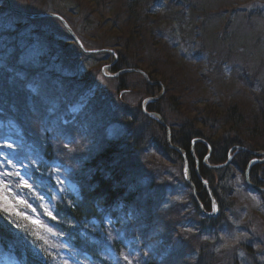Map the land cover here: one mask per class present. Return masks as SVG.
Returning <instances> with one entry per match:
<instances>
[{
    "label": "rangeland",
    "instance_id": "obj_1",
    "mask_svg": "<svg viewBox=\"0 0 264 264\" xmlns=\"http://www.w3.org/2000/svg\"><path fill=\"white\" fill-rule=\"evenodd\" d=\"M8 1L14 10L25 13L36 12L34 15L38 16L53 14L61 16L64 21L69 20V24L78 36V42L67 38L68 34L63 29L65 25L56 17L40 18L36 22L14 17L7 9L6 0H0V39L4 38L6 41L2 46L3 51L22 52L23 59L16 55V59H19L17 67L22 70L23 67L27 69V64H33L31 71H40L46 64L53 65L50 61L58 57L60 63H58L59 68H56V75L61 77V81H65L67 85L71 84V87L75 86L73 90L80 88L81 83H85L83 86L87 90H83L82 98L84 101L89 100V108L91 104L96 105V108L102 111L101 118L104 121L108 119L107 113L109 116H114L113 120L117 123L114 124L116 126L114 133L112 137L107 136L116 137L113 139L115 142L111 141V143H117L121 139L124 127L120 125L126 121L131 122L133 133L139 136L144 134L146 143H149L148 150H151L148 155L140 154L136 157L140 162L138 166L141 171L150 173L151 176L148 173L146 176L157 183L154 185L155 188L158 184L168 183L172 186L169 182L175 183L174 196L167 201L168 213L162 212L159 206L160 201L167 198L164 193L156 192L153 195L156 198L155 202L152 200L149 204H139L143 220L140 218L142 220L140 223H130L126 228L129 229L128 233L149 246H155V248L151 247L152 256L155 259L164 258L168 254L164 264H203L194 260L191 250L189 251L187 245L180 243L179 239L174 241L175 244L178 243V248L171 251V247L167 246L175 244L164 243L168 241L166 234L170 232L162 230V227H169L171 223L174 227L189 233L192 231L187 228L190 224L202 221L210 232L215 231L220 234V242L210 251L215 256V261L206 260L208 264H226L225 257L220 254L233 248L238 252L236 256L238 264H254L252 257L245 252L252 246L259 250L263 246L261 243L264 241V189L253 181L250 182L246 174H242L234 165L229 164L228 156L223 162L213 163L206 159L207 153L202 159L198 157L200 164L197 168L205 164L206 168L212 169L209 172L212 174L213 171L214 183L219 190L209 184V179L203 173H200L201 177L197 178L202 184L201 192L198 191L194 180H190L191 184L186 185L185 180L189 182V177L186 174L187 170L184 173V168L186 166L188 171L192 172L191 168L195 165L189 163V155L187 158L185 155L182 159L180 158L173 141L171 144L168 142L165 128L170 129V134L178 129L183 132L184 124L193 122L205 133L208 130L214 131L215 135L211 134V136L216 141L220 139L224 127L236 129L230 121V118L234 120L236 115L231 117L227 115L229 109L236 107L243 121L250 127L258 126L264 130V0ZM56 31L60 35L56 36ZM82 43L88 49L94 50L92 52L103 51L108 54L98 56L87 54L89 58H85L79 47ZM66 48L71 56H67ZM119 54L133 62L134 68L126 67L124 73L120 68L115 70ZM69 57L73 60V64L77 65H73L75 68L71 70L64 67L66 62L71 63ZM96 57L104 60L98 66L94 65ZM11 59L12 53L3 61L8 63ZM7 65L12 69L16 67L14 64ZM101 69H103V75L108 77L101 76ZM71 72L73 73L70 75ZM3 78L6 79V73L2 69L0 72V129L10 137H21L20 133L14 131L16 129L14 122L3 117L2 113L11 114L14 109L16 114L13 116L19 117V109L27 108L26 90L28 87L31 89L33 87L24 85L21 81L17 83L14 76L10 77L9 81ZM148 80L151 82L148 83ZM155 83L160 86L156 87ZM144 86H146L145 89ZM146 92L147 96H145ZM142 96L153 101L147 106L150 113H157L155 110L159 109L161 117L156 116L157 118L152 120L157 126L152 123L149 125V122H146L148 119L142 115H132L136 108H142L141 104L144 101L138 104ZM73 107L70 111H78L83 104L79 101ZM110 110L116 111L110 112ZM125 116L128 117L124 118ZM110 121H107L108 125ZM102 126L99 124L97 127H91L95 128L96 132H100V129H103ZM163 130L165 136L161 133ZM236 131L242 134L244 141L251 143L248 135H244L240 130ZM86 132L82 145L79 144L78 137L72 139L77 141L72 145L75 156L71 155L66 145L57 144L58 153L54 157V164H51L53 169L57 168L53 174L54 178L59 173L60 176L62 172L68 173L65 170L69 169L76 173L82 170L84 176L87 172H91L88 168H82L84 161L93 165L101 145L98 144L97 136L90 134L87 130ZM33 134V139L43 149V145L39 143L38 132ZM160 137L166 138L165 147H156ZM121 140L124 142V139ZM261 141L254 139L253 144L259 147L262 144ZM197 144L201 143L197 142ZM33 150L37 154L41 151L37 145ZM262 151L261 147L259 152L254 151L252 160L255 167L264 168V152ZM82 152L83 156H80ZM194 155L197 158L196 151ZM208 155L212 158L213 154ZM152 158L161 165L160 169L146 166L145 163ZM127 161L125 160L126 164ZM9 163H11L10 160ZM12 178L19 177L15 174ZM65 179L59 184L62 191L65 190ZM246 182L250 185L245 184ZM23 184L20 182L18 186L24 188ZM223 185L228 192L220 190V186ZM203 193H205V199L202 200ZM13 197H15L14 194ZM217 197L225 198V201L229 202L225 212L237 219L226 221L228 225L225 228L228 231L222 233H220V227L208 225L212 223L208 215L212 214ZM4 199L2 205L0 204V214L7 213L8 221L15 219L21 225H25L26 230L32 233L30 236L36 240L40 239L39 242L43 243L46 249L64 250L65 246L58 237L53 236L34 218L26 219L16 203L7 204ZM195 206L199 210L203 209L201 211L206 214H200ZM133 216L135 220L139 217L135 213ZM23 217L26 222L21 220ZM206 220L209 222H204ZM33 221L37 222L33 223ZM225 228L223 231L226 230ZM237 236L241 238L238 243H234L233 238ZM178 251L183 256L177 255ZM194 252L198 257L199 250ZM62 257L65 258V256ZM121 258L117 261L115 259V263L137 264L134 259L130 261L125 257L122 262ZM258 258L256 264L259 262L264 264L261 262L264 261L263 256L260 255ZM59 260L61 262L60 258ZM63 261L68 264L65 259ZM64 263L61 262V264Z\"/></svg>",
    "mask_w": 264,
    "mask_h": 264
},
{
    "label": "trees",
    "instance_id": "obj_2",
    "mask_svg": "<svg viewBox=\"0 0 264 264\" xmlns=\"http://www.w3.org/2000/svg\"><path fill=\"white\" fill-rule=\"evenodd\" d=\"M91 42L94 43L93 41ZM98 60L99 58L96 57L95 62L98 63ZM132 64L134 63L131 61H128L127 58H123L122 56H120L118 65H116V67L114 68L115 70H117V68L125 69L126 67L134 68L132 67L133 66ZM48 67L49 68L46 70L47 72H44L43 74L41 71L32 70V71L25 72V74L20 75V76L13 75L14 74L13 72H11V75L15 76L17 81H20L21 79L24 82V85H28V86L36 85V88L38 87L37 90L44 95L43 101L40 100V103H39V96L35 97L37 101V107L35 105H32L31 107H27L30 111L33 110L32 113L27 108L21 107L19 109L18 114L21 116L20 120H22L23 118L38 120L37 122L35 121L33 125L36 126V130H38V133H41L42 131L41 133L42 137H44V140L46 142H51L49 140V135H50L49 134L50 133L49 116H51L52 112H54L57 109V107L55 106L56 103H59L61 107L64 106V103H71L72 100L75 98V93H74V90H72L73 94L68 95L67 87L66 88L62 87V85L66 86L67 84L64 82L63 83L59 82L60 79H58L56 75L57 65L53 64L52 66L50 65ZM64 67H68L70 70L74 68L71 64H66ZM47 73H49L50 78L44 75ZM8 75L9 74H7L6 79L3 78V80L9 81L10 77ZM41 83H42V86H41ZM145 88L146 86H144V89ZM146 94L147 92L145 93V96ZM28 103L31 105L29 101ZM38 104H39V107H38ZM236 109H237L236 107H233L232 109H229L227 113V115L230 117L236 115V118H234V120L233 118H230V121H232V125L236 126V129H233L231 127L229 128L224 127L223 129L224 132H221L222 135L220 136L219 140L214 141L212 139L213 137L211 136V134H214V131L207 129L208 132L205 133L201 131L199 128H197V126L194 125L195 123L192 122L190 124L188 122L184 124L185 131L182 132L180 129L173 131L172 133L173 144L185 150L186 153L190 155L189 151L191 147V141L194 138H202L206 140L210 144L211 148L213 149V155H212V158L210 159L213 163L221 162V161L223 162L227 156L228 150L234 146L249 147L251 150H254V151L259 150V147H261V150L264 151V130L258 128V126L250 127V125H248L246 122L243 121V117L240 116L239 111L237 112ZM97 110L98 109L96 108V105H94L92 107V112L95 114V116L94 115L93 116L96 120V123L98 124V122H100V118L98 117L96 113ZM137 111L139 112L140 110L137 109ZM155 111L159 113V109H156ZM41 112L44 114L43 118L40 117ZM89 121L94 122V120H91V119H89ZM146 122H149L148 123L149 125L150 123H152V125L157 126L155 122L151 121L150 119L146 120ZM26 123L29 124L31 123V121L29 120ZM217 124L219 125L220 123H217ZM24 126L27 128L26 125ZM236 130H240V132H242L244 135H248L249 136L248 138L249 139L251 138V143H247V141H244L242 139V134L238 133ZM75 131L76 129L72 128V132H75ZM161 133L165 136L164 130ZM210 137L211 139H209ZM261 138H262V141H261ZM123 139H124V142L121 140V142H117L116 144L108 145L107 148H102L103 151H101L99 155L96 158H94L95 160H93L94 162L93 165H89L90 164L89 162L84 161L85 164L83 168H88L89 170H91V172H87V174H85L86 176L83 175V176L77 177V180L75 181L76 186L78 187L80 193L82 194V197H81L82 200L78 203V206H77L76 219H81L82 217H86L87 215L91 214L95 210L93 209L95 202L101 201L100 205L104 207L105 205L113 206L117 202H122L124 201V199H128L126 198V196H124L125 194L124 191L128 188V185L125 183V181H129L133 183V179H131L127 175L129 174V176H131L134 172L130 174V172L128 171L129 168H127L125 160H128L127 163L129 165L132 164L131 166L138 167L140 162L139 160H137L136 157L140 154L148 155L151 150L150 151L148 150L149 143H146L147 140H145L146 138L144 134L139 136L137 133H133L132 135H126V137H124ZM254 139L261 141L263 145L261 144L259 147H257L256 146L257 144H253ZM158 140L159 142L156 143L157 145L156 147H165L167 145L165 137L163 138L160 137ZM84 141L85 139L82 140V143ZM67 143L70 145L73 143V141L68 140ZM27 144H28V149H30L31 144L30 143H27ZM49 147H52V146L49 145ZM46 149L47 151L44 150V157H46L45 161L53 158L51 156L52 151H50V149L48 150L47 146H46ZM195 149H196L197 156L200 159H202L207 153V149L203 144H197ZM189 159L192 164L193 163L192 159L191 158ZM250 160H251V156H249L246 153H241L238 157H236L234 161L235 162L234 166L237 170H239V172H242V174H244L246 167ZM152 161H153V158L147 163L145 162L144 163L146 164V166L150 165L153 168L160 169L161 165H159L155 160L153 162ZM40 163L42 164V160L39 161V164ZM27 167H29L28 171L30 175L32 177H35L36 170H34L31 165ZM193 168H191L192 171L194 170ZM200 170H201V173H203V175L210 180L209 181L207 179L209 184L214 186L215 189L219 190V188H217V185L214 183V179H213L215 178L214 173L212 172V174H210L209 170H207V168H205L203 165H201ZM112 173L115 175V179H111L108 177ZM192 176L198 188V191L201 192L202 184L200 183V181L197 180L195 171L192 172ZM251 180L258 186L264 188V168L254 167L251 173ZM46 190L47 189L44 188L43 191H46ZM220 190L224 192H228L224 185L220 186ZM201 199L202 200L205 199V193H203ZM217 201H218V205L220 209V221L217 220L218 222L216 221L212 223H214L213 224L214 227L221 228L222 224L226 223V221L229 220V215H227V213L225 212V209L229 206V202L225 201V198L219 199L218 197H217ZM195 208L196 210H198L196 206ZM66 217L70 220V214H68ZM219 223H220V226H219ZM246 228H248V226ZM16 238H17L16 235L13 234L11 228L8 226L6 217L0 214V245L2 246V248L3 249L5 248L8 251L13 248L14 249L18 248L17 244L19 240L18 239L16 240ZM190 242H191L190 249L192 252L199 250L200 254L198 256V259L196 260H198L199 262H203V264H208L206 260L210 262L215 261L214 260L215 256L212 254V252H210L212 248L215 247L212 244V242L210 241L202 242L200 238H198L197 236L192 237V240H190ZM261 244L263 246L260 251L257 252L256 250L252 249L253 247L252 246L251 248L247 249V252L245 253H248L249 256L252 257L253 259L257 258L260 255H263L264 254V241ZM258 246H261V245H258ZM237 254L238 252L235 250V248H233L232 250L221 253L220 255L225 257L224 260L226 261V264H233V262L234 264H238L239 263L238 258H236Z\"/></svg>",
    "mask_w": 264,
    "mask_h": 264
},
{
    "label": "bare ground",
    "instance_id": "obj_3",
    "mask_svg": "<svg viewBox=\"0 0 264 264\" xmlns=\"http://www.w3.org/2000/svg\"><path fill=\"white\" fill-rule=\"evenodd\" d=\"M118 61H119V59H118ZM56 90V89H55ZM34 91H35V95L36 96H39V99L41 100V101H43V98H44V95L41 93V92H39L37 89H34ZM67 94L68 95H72L73 94V92L70 90V89H68V92H67ZM63 95V94H62ZM87 103L88 102H86V101H84L83 100V98H82V104H85V105H87ZM52 122H54V119H52ZM49 145H52L53 146V144L51 143V142H48L47 143V146L49 147ZM107 175H109V174H107ZM114 176V177H113ZM128 177H130L131 179H134L133 181H135L136 183H142L143 182V180L139 177V175H136V174H132L131 176H129V174L127 175ZM109 178H111V179H115V175L112 173V174H110L109 176H108ZM125 183L128 185V190H131V191H136L137 189H135L136 188V185H134V184H132L131 182H129V181H125ZM135 183V184H136Z\"/></svg>",
    "mask_w": 264,
    "mask_h": 264
},
{
    "label": "water",
    "instance_id": "obj_4",
    "mask_svg": "<svg viewBox=\"0 0 264 264\" xmlns=\"http://www.w3.org/2000/svg\"><path fill=\"white\" fill-rule=\"evenodd\" d=\"M7 2L9 3V1L7 0ZM19 13V12H18ZM19 14H21V13H19ZM23 16H25V17H28V18H35V19H38V18H42V17H56V18H58L59 20H61V22L65 25V28H66V30L69 32V34L74 38V40L75 41H77V38L75 37V35L73 34V32H72V30L70 29V27L68 26V24L62 19V18H60V17H58V16H55V15H51V16H48V15H37V16H29V15H24L23 14ZM78 42V41H77ZM79 44V43H78ZM80 47H82V45H79ZM92 53V52H91ZM93 53H95V52H93Z\"/></svg>",
    "mask_w": 264,
    "mask_h": 264
},
{
    "label": "snow or ice",
    "instance_id": "obj_5",
    "mask_svg": "<svg viewBox=\"0 0 264 264\" xmlns=\"http://www.w3.org/2000/svg\"><path fill=\"white\" fill-rule=\"evenodd\" d=\"M3 179H6V176L0 178V181H2ZM9 188H11V186H9ZM0 198H3V188H2V186H0ZM253 199H255V197H253ZM21 202H23V201H21ZM213 210L215 211V205H213ZM4 215L7 216V213H4ZM17 215H20V213H17ZM50 218L53 219V220H55V219H56V216H54V215H50ZM36 222H37V221H33V223H36ZM10 223H15V221H10ZM240 238H241V237H239V236L234 237V238H233V242H234V243H238L239 240H240ZM205 239H207V237H206Z\"/></svg>",
    "mask_w": 264,
    "mask_h": 264
}]
</instances>
